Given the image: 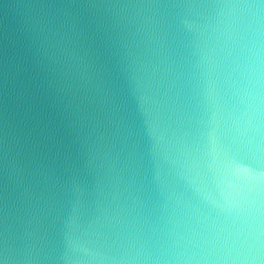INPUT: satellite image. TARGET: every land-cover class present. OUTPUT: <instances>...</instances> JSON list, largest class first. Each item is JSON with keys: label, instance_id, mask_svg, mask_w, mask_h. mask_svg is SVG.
<instances>
[{"label": "clouds", "instance_id": "obj_1", "mask_svg": "<svg viewBox=\"0 0 264 264\" xmlns=\"http://www.w3.org/2000/svg\"><path fill=\"white\" fill-rule=\"evenodd\" d=\"M0 264H264V0H0Z\"/></svg>", "mask_w": 264, "mask_h": 264}]
</instances>
